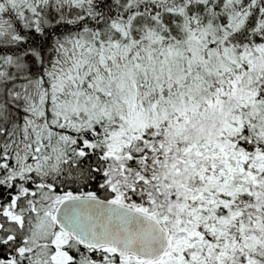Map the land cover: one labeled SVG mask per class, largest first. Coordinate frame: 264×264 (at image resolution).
Instances as JSON below:
<instances>
[{
	"label": "snow or ice",
	"instance_id": "6c2138e0",
	"mask_svg": "<svg viewBox=\"0 0 264 264\" xmlns=\"http://www.w3.org/2000/svg\"><path fill=\"white\" fill-rule=\"evenodd\" d=\"M0 264H264V0H0Z\"/></svg>",
	"mask_w": 264,
	"mask_h": 264
}]
</instances>
